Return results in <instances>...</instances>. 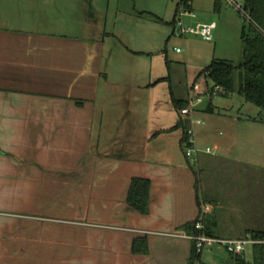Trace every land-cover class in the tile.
Instances as JSON below:
<instances>
[{
	"label": "crops",
	"instance_id": "obj_1",
	"mask_svg": "<svg viewBox=\"0 0 264 264\" xmlns=\"http://www.w3.org/2000/svg\"><path fill=\"white\" fill-rule=\"evenodd\" d=\"M92 8L100 10L92 0H0V203L22 209L0 216V264H189L192 221L225 237L264 229L252 221L264 196L245 187L249 165L264 163L221 145L213 157L205 141L229 129L239 139L248 122L264 121L216 119L203 97L182 114L174 96L189 99L195 82L207 92L204 67L177 96L154 65L149 27L129 40L89 34L81 15ZM149 13L159 17L117 10L116 19L137 25ZM189 126L199 135L196 162L185 152ZM135 176L151 180L148 213L128 202ZM221 178L233 179L228 192ZM137 238L147 251L134 249Z\"/></svg>",
	"mask_w": 264,
	"mask_h": 264
},
{
	"label": "rangeland",
	"instance_id": "obj_2",
	"mask_svg": "<svg viewBox=\"0 0 264 264\" xmlns=\"http://www.w3.org/2000/svg\"><path fill=\"white\" fill-rule=\"evenodd\" d=\"M92 1L100 7V10H98L99 14L92 8L84 10L81 15L89 21L88 25L84 24L89 34L93 33L94 35L105 36L110 31H116L124 34L126 40H129L128 35H139L140 31L143 34L144 29L149 27L151 34L149 46L153 51L151 52V56L154 57V65L157 66L158 71L161 67L163 73L169 76L166 83L168 86H172L177 96L184 94L183 91L184 88L186 89L187 78H194L195 75H198V72L211 62L214 57L230 58L235 62H240L243 59L241 31L243 24L249 21V16L242 9L239 10L226 0H220L219 6H216L218 0H193L194 10L190 12L181 8L175 20L173 18L178 0ZM241 2H244V0H241ZM117 10L123 11L125 15L130 14L133 16L138 11L144 13L152 12L156 13L159 17H156V19L149 13L146 18L142 19V22L139 21L137 23V25L139 24L137 26L131 23V21H121L119 18L117 21ZM180 20H182L185 26H196L198 23L215 21L216 27L213 30V38L206 39L202 35L192 32L182 33ZM83 23V19L80 20L78 26L74 27V31L80 32L83 28ZM90 23H92V26ZM133 27L135 28L133 29ZM208 83L210 87L203 94V98L205 99L203 105H206L211 100L215 109V112H206L209 115L217 117L216 119L219 120H224L233 114H239L240 116L246 114H252L253 116L264 115V111L258 105L245 100L237 91L228 92L221 87L217 94H211L214 84L212 80H208ZM250 125L254 126L251 128V131H249ZM258 127H264V124L248 122L245 129L247 131H243L239 139L229 129L224 137L206 138L205 141L208 142L206 146L211 148L210 151L213 153L211 154L213 157L218 156L221 145L225 146L227 152L229 151L230 154L232 152L233 154H239L238 152H240L247 160L264 163V129L261 130ZM177 128L179 131H182L183 126L179 125ZM196 138L197 143L200 142L198 134H196ZM230 162H233V160ZM249 167L246 170L249 179L245 183V187L249 189L247 192L251 194L253 199H258L261 194L264 196V170H259L254 165H249ZM220 181L224 185L223 188H228L226 192L231 187L230 185L234 184L233 179L221 178ZM228 181H230V184ZM235 182L239 186L237 179ZM225 198L230 197L226 196ZM252 204L253 207L257 205L256 201ZM262 208L264 209V203ZM8 210L22 209L17 202L15 204L8 203V201L0 203V216H8ZM254 210L252 221L256 225L260 224V226H264V213L259 214L255 212L257 210ZM214 248V250L209 252V256L204 254L200 258H196L195 263L223 264L224 258L229 255L228 252L221 247L214 246ZM246 257L248 259L251 258L250 248L247 249ZM224 264L229 263L225 261Z\"/></svg>",
	"mask_w": 264,
	"mask_h": 264
},
{
	"label": "trees",
	"instance_id": "obj_3",
	"mask_svg": "<svg viewBox=\"0 0 264 264\" xmlns=\"http://www.w3.org/2000/svg\"><path fill=\"white\" fill-rule=\"evenodd\" d=\"M191 2L192 0H180L177 13L181 8L190 9ZM244 8L250 19L243 24L241 31L243 59L235 62L230 58L214 57L199 74H205L207 80H212L214 85H221L225 91L239 92L245 100L258 105L264 111V0H244ZM174 102L180 109L188 103V99L174 96ZM254 119L264 121V115L254 116ZM187 139L185 128L183 141L187 142ZM150 186L151 180L148 177L132 178L128 202L142 213H148L150 210ZM203 221L205 222V218ZM188 225L195 227V221ZM204 230L214 235L207 226H204ZM195 232H198V229L195 228ZM248 232L256 238H264V229L252 228ZM134 249L147 251L146 239L137 238L134 241ZM227 252L230 264H264V243L254 245L250 259L240 253ZM199 255L193 246L189 264H193Z\"/></svg>",
	"mask_w": 264,
	"mask_h": 264
},
{
	"label": "built area",
	"instance_id": "obj_4",
	"mask_svg": "<svg viewBox=\"0 0 264 264\" xmlns=\"http://www.w3.org/2000/svg\"><path fill=\"white\" fill-rule=\"evenodd\" d=\"M229 4L234 5L239 10H243L246 14L244 8V2L241 0H226ZM249 16V14H248ZM250 19V17H249ZM180 26L182 33L192 32L202 35L206 39L213 38V30L216 27V22H203L198 23L196 26H185L182 20H180ZM179 49V48H178ZM192 88L197 90V93L190 96L188 103L180 108L182 114L192 113L195 110L196 105L202 99L204 91L200 89V84L195 82ZM221 89V85L215 84L212 88L211 94H217ZM186 133L188 136L185 152L190 160V162H196L198 160L199 147L196 145L195 130L193 126L186 128ZM195 228L198 232L188 234L194 240V246L197 253H201L205 248L217 246L225 249L226 251H232L240 253L246 256L247 249H251V256L253 253V247L256 243H264V238H256L251 234H247L242 237H225L219 235L209 234L204 230V224L201 220L195 222Z\"/></svg>",
	"mask_w": 264,
	"mask_h": 264
}]
</instances>
